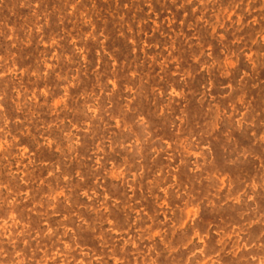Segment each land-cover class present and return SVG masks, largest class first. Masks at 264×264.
<instances>
[{
	"label": "clouds",
	"instance_id": "obj_1",
	"mask_svg": "<svg viewBox=\"0 0 264 264\" xmlns=\"http://www.w3.org/2000/svg\"><path fill=\"white\" fill-rule=\"evenodd\" d=\"M113 2L105 19L97 0H0V264H264V230L249 234L264 225V109L249 100L250 89L264 90V0ZM22 7L29 14L16 18ZM157 16L159 25L147 24ZM109 21L130 54L151 29L160 73L147 56L116 67L89 57L90 43L103 52ZM161 34L170 38L157 45ZM185 56L207 74L202 121L187 134L191 116L177 109L194 75ZM173 57L178 71L166 82ZM121 72L135 73L128 86ZM90 74V89L65 91ZM141 97L166 120L167 140L133 103ZM218 138L219 166L210 146ZM46 152L57 160L46 163ZM162 153L167 165L157 163ZM134 187L153 198L151 215L143 194L130 198Z\"/></svg>",
	"mask_w": 264,
	"mask_h": 264
},
{
	"label": "rangeland",
	"instance_id": "obj_2",
	"mask_svg": "<svg viewBox=\"0 0 264 264\" xmlns=\"http://www.w3.org/2000/svg\"><path fill=\"white\" fill-rule=\"evenodd\" d=\"M107 3H108L107 9L104 6L105 0H97V3L95 5L98 11V15H100L101 17H104L105 19L107 18L106 13L108 11L115 9L118 6L116 3L113 2V0H107ZM15 13H16V18H22L29 14V9L27 7L17 8L15 9ZM3 18L4 19L8 18L6 13L3 14ZM147 24L151 25L154 28L155 26L160 24V20L158 16L153 17V19L147 21ZM180 24L182 26L183 21H181ZM100 26L106 36V39L103 45V52H101L100 48L94 42L88 45L89 57H94L97 65H109L110 64L112 67H116L118 65H128V64L133 63L134 60L135 62L139 63L140 60H143V58L147 56L150 62L148 67L151 69L152 75L155 76L156 73H160L161 62L158 61L154 65L151 64V62L155 60L156 52L150 51L147 48L148 37H149V34L151 33V29H147L144 33H142V35L145 36V39L142 41L140 49H137L135 50L133 54H130L128 50V44L125 42V40L123 39L121 35L119 24L109 21L107 23L101 24ZM48 31L49 32L55 31V21L54 20L51 22L50 28ZM176 31H179V29H173V32H176ZM152 34L154 35V33ZM184 35L185 36L187 35L186 31L184 32ZM169 38H170L169 36L165 34H161L159 38L157 39L156 44L159 45L161 41L167 40ZM178 44H179L180 49L183 50V48L185 47L183 41H179ZM46 46H47V41H45V44L42 45L41 47H46ZM109 49L114 50L115 55L113 54V52H110ZM164 49L165 50L167 49V44H164ZM156 51L160 52L161 60L163 61L166 55L165 51H162L161 49H159V47H157ZM181 54L184 55L183 51H181ZM119 57H123V59H120ZM136 57H138L139 60H136L135 59ZM175 59L176 58L173 57L172 62L168 63V67L172 69V72L170 76L165 77L166 82H172L171 77H174L177 74L178 66H175ZM184 63L188 65V70L194 73V75H192V78L187 83L182 85L187 95L184 97V102L181 105L177 106V109H182L185 112L189 113L191 116V119L188 122V127L185 130V134H187L188 130L195 128L196 123H200L202 121L204 107L206 106V102H205V105L202 106L201 93L203 92L204 86L207 83V74L203 71L196 70L194 68V65L192 64V61L189 60L187 56H185ZM47 66L48 65H45V67ZM99 70H100L99 68L96 69V71H99ZM119 75L121 77V83L124 84L125 86H128V82H127L128 75L135 76V73L134 72H121L119 73ZM156 78L159 79V77H156ZM259 78L264 79V77H259ZM95 79H96L95 75L90 74L87 76L86 80L82 78L83 83L80 88H76L73 85L71 89H69L68 86H65V91L70 92V93H75V92H80L84 90V88L90 89L92 87V84L95 82ZM149 83H152V81H149ZM211 98L212 97L210 95L209 99ZM129 99H131V97H129ZM37 100L39 102V98H37ZM249 100L253 108H257L258 106L259 109H264V90L257 89V88L250 89L249 90ZM137 102L139 103L140 108H142L145 112L150 113L153 127L157 130L159 134L164 135L165 140H167V137L171 135V132L167 126L166 120L156 118L155 113L153 112L152 108L147 103L143 102L142 97L139 98L138 101H134L133 103H137ZM216 106L217 108L220 107L219 104H217ZM178 114H179L178 110L174 111L173 113V115H178ZM236 143H238L241 146H245L247 144L246 137L236 134ZM210 146L213 149V153H212L213 159L215 160L217 166H219L224 157L223 140L218 138L216 141L212 142ZM86 147L87 148L91 147V141L88 142ZM44 155H45L46 163L54 162L58 158L56 154H52L48 152L44 153ZM79 155L80 156L84 155V149L79 150ZM165 155L166 154L162 153L161 156L158 157L157 159L158 164L167 165L169 163L168 160L164 159ZM198 158H199V154H196L193 156V160L198 159ZM177 162L178 161H172L173 165ZM231 171H232V175L241 176L242 178V174L240 173L239 169H233ZM249 174H252L251 171L249 172ZM180 177L183 180H186L189 178V173L187 169L181 170ZM124 191H127V190L121 188L120 192H116L113 194L120 195ZM133 193H135V195H133ZM141 194H143L145 197L141 201V206L144 208L145 212L151 215L152 212L150 210H154L156 205L154 203L153 198L148 196L143 188L137 189L134 187L132 189V192L129 193V196L131 199H139ZM165 203L167 202L165 201ZM174 204L175 202H173V204L170 206H174ZM117 219H119V217H117ZM161 219H164V216H161ZM261 230H264V225H254L253 228L250 230L249 234L252 237H255V235H257L259 231ZM210 247L212 246L210 245ZM225 259H227V257Z\"/></svg>",
	"mask_w": 264,
	"mask_h": 264
}]
</instances>
